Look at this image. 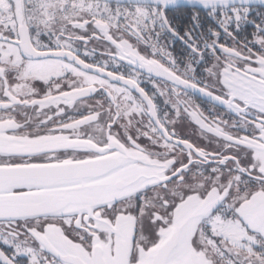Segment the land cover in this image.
Returning a JSON list of instances; mask_svg holds the SVG:
<instances>
[{"label":"snow or ice","instance_id":"snow-or-ice-1","mask_svg":"<svg viewBox=\"0 0 264 264\" xmlns=\"http://www.w3.org/2000/svg\"><path fill=\"white\" fill-rule=\"evenodd\" d=\"M260 9L0 0V264H264Z\"/></svg>","mask_w":264,"mask_h":264},{"label":"flooded vegetation","instance_id":"flooded-vegetation-1","mask_svg":"<svg viewBox=\"0 0 264 264\" xmlns=\"http://www.w3.org/2000/svg\"><path fill=\"white\" fill-rule=\"evenodd\" d=\"M260 10H261V11H264V9H260ZM181 11H182V10H181ZM177 15L179 16V13H177ZM253 15H255V13H253ZM252 32H253V27H252L251 25H246V26H244V29H243V31L240 33V35H241V36H244L245 34H247V35L250 36V35L252 34ZM92 46H93V45H90L89 47H92ZM180 47H181L180 44L177 43V44L175 45V49H174V50L178 52V51L180 50ZM96 56H97L98 59L101 58V57H100V52H99V51L96 53ZM121 71L127 73V65H125V66L121 69ZM142 86L145 87L150 93L153 91L152 86H151L150 83H143ZM194 100H195V102H196L197 104H200L201 107H202L203 109H205V110L208 109L209 104H208V102H207L206 99L200 97V96L197 94V95L194 96ZM159 102L162 104V101H159ZM93 103H94V101H93ZM84 111H86V110H84ZM74 115H77V118H79L78 114H74ZM226 118H227V117H226ZM177 128H178V130H180V131L182 132V134H183L184 132H186V133H187V136H188L192 141H194V142H199V143H201V144L205 143V141L201 140L200 137L196 134L197 126H196L195 124H192V125H191V129H190V130H189V126H188L187 123H185L183 126H181V125H177Z\"/></svg>","mask_w":264,"mask_h":264}]
</instances>
